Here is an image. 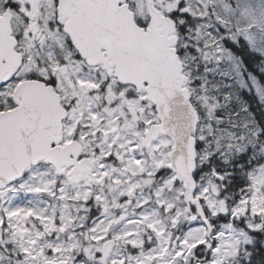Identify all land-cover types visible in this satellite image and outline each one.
<instances>
[{"label":"snow or ice","instance_id":"1","mask_svg":"<svg viewBox=\"0 0 264 264\" xmlns=\"http://www.w3.org/2000/svg\"><path fill=\"white\" fill-rule=\"evenodd\" d=\"M0 264H264V0H0Z\"/></svg>","mask_w":264,"mask_h":264}]
</instances>
